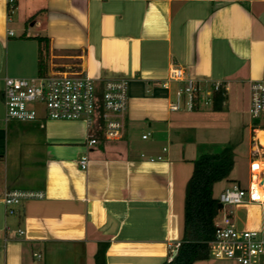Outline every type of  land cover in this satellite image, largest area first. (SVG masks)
<instances>
[{"label":"crops","instance_id":"obj_1","mask_svg":"<svg viewBox=\"0 0 264 264\" xmlns=\"http://www.w3.org/2000/svg\"><path fill=\"white\" fill-rule=\"evenodd\" d=\"M8 9L0 0V264H95L101 244L106 264H163L182 239L193 162L232 148L233 170L213 186L215 199L240 185L244 166L250 181L251 162L264 163V124L248 116L249 84L264 81V0H14ZM37 37L49 40L45 76L86 74L99 89L105 79L129 81L119 141L88 147L83 122L47 120L42 108L35 121L5 119L4 79L39 77ZM172 66L204 89L220 83L221 110L169 111L184 87L159 85ZM8 191L44 197L5 217ZM230 211L240 230L264 227L256 205Z\"/></svg>","mask_w":264,"mask_h":264},{"label":"built area","instance_id":"obj_2","mask_svg":"<svg viewBox=\"0 0 264 264\" xmlns=\"http://www.w3.org/2000/svg\"><path fill=\"white\" fill-rule=\"evenodd\" d=\"M9 16L13 12L14 0H7ZM9 20V19H8ZM12 35V33H9ZM170 83H183L184 87L175 93V99L169 105V111L178 112L183 106L193 110L196 103L211 106L214 93L222 85L212 83L209 90L202 88L196 81L185 75L182 68L172 66L167 78L159 85L168 88ZM128 86L126 79H105L101 88L86 74H51L35 79L5 78L2 99L6 120L35 121L37 110L42 108L47 120L81 121L87 130L88 147L97 145L99 138L105 142L119 141L124 135V117L128 110ZM250 105L248 116L252 120L264 117V81L249 84ZM149 134L142 136L143 140ZM253 157L261 154L262 147L253 145ZM162 158L151 159V162ZM250 165V181L246 189L232 184L218 196L222 207V218L216 224L214 239L209 243L208 258L236 264H264V227L261 230H240L237 228L230 209L240 205H256L264 218V198L258 192L260 172H253ZM81 169H86L87 158L79 161ZM41 192L8 191L3 197L5 217L15 216L16 207L22 201L42 199ZM264 197V195H263ZM6 231H9L5 227ZM18 237L24 235L17 230ZM39 258V255H34Z\"/></svg>","mask_w":264,"mask_h":264},{"label":"trees","instance_id":"obj_3","mask_svg":"<svg viewBox=\"0 0 264 264\" xmlns=\"http://www.w3.org/2000/svg\"><path fill=\"white\" fill-rule=\"evenodd\" d=\"M39 76H45L49 40L37 37ZM224 102V90L221 88L213 95L212 108L220 111ZM264 130V126L261 128ZM234 166L233 150L226 146L217 154H205L193 162V171L184 191L183 235L172 260L163 264H195L208 260L209 243L214 239L216 219L222 207L218 199L213 198V186L228 179ZM107 246L99 245L94 257L95 264L105 263ZM171 256V255H170Z\"/></svg>","mask_w":264,"mask_h":264},{"label":"rangeland","instance_id":"obj_4","mask_svg":"<svg viewBox=\"0 0 264 264\" xmlns=\"http://www.w3.org/2000/svg\"><path fill=\"white\" fill-rule=\"evenodd\" d=\"M253 121L255 122V124L263 125L264 124V117H261L259 119L253 120ZM261 127H263V126H261ZM238 179L240 181L241 187L244 188V189H246L248 187V181H249L247 166H244V169L241 172L238 173ZM226 183H227V181H224L221 184V186H219V187L221 188V187L225 186ZM220 188H218V189H220ZM218 196H219L218 193H215V197H217V199H218ZM210 260H212V259H210ZM228 263L236 264V263H232V262H228Z\"/></svg>","mask_w":264,"mask_h":264},{"label":"bare ground","instance_id":"obj_5","mask_svg":"<svg viewBox=\"0 0 264 264\" xmlns=\"http://www.w3.org/2000/svg\"><path fill=\"white\" fill-rule=\"evenodd\" d=\"M257 139L259 141L263 142V145H264V131L257 133ZM261 166H264V163H256V164H254L253 165V172L255 174L261 172L260 171V167ZM261 170H263V168ZM263 186H264V184L262 185L261 188H258V192H259V194L261 195L262 198H264L263 197V195H264V187Z\"/></svg>","mask_w":264,"mask_h":264},{"label":"water","instance_id":"obj_6","mask_svg":"<svg viewBox=\"0 0 264 264\" xmlns=\"http://www.w3.org/2000/svg\"><path fill=\"white\" fill-rule=\"evenodd\" d=\"M263 184H264V169L261 170V172H260V185H263ZM176 252H177V250L175 249V250L173 251L172 255H171L170 260H172V259L175 257Z\"/></svg>","mask_w":264,"mask_h":264}]
</instances>
